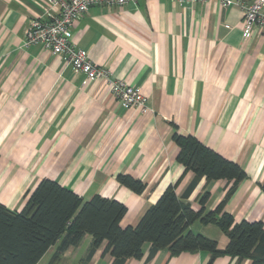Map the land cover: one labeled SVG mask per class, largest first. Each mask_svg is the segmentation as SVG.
Returning a JSON list of instances; mask_svg holds the SVG:
<instances>
[{"label":"crops","instance_id":"1","mask_svg":"<svg viewBox=\"0 0 264 264\" xmlns=\"http://www.w3.org/2000/svg\"><path fill=\"white\" fill-rule=\"evenodd\" d=\"M249 4L254 0H239ZM45 0H0V204L20 211L42 179L88 201L95 195L127 207L121 228L135 227L168 186L191 209L209 193L205 211L221 201L225 182L198 180L176 162L174 133L191 135L238 164L245 178L224 211L235 222L264 224V28L248 39L237 6L215 0L178 3L138 0L120 8L93 6L72 27L77 49L112 77L141 89L147 109L123 108L104 81H86L40 45L24 47L25 31ZM130 175L146 185L134 194L117 181ZM223 249L213 224L189 227ZM92 237L63 251L54 264H112L103 242L87 258ZM58 243L37 264H50ZM124 264H208L207 252L171 257L160 250ZM210 264H250L221 256Z\"/></svg>","mask_w":264,"mask_h":264},{"label":"trees","instance_id":"2","mask_svg":"<svg viewBox=\"0 0 264 264\" xmlns=\"http://www.w3.org/2000/svg\"><path fill=\"white\" fill-rule=\"evenodd\" d=\"M172 140L178 147L176 162L194 174L182 199L189 197L201 178L225 182L223 197L212 211H205L208 192L199 198V209L193 210L177 197L175 186H168L135 227L121 228L119 224L127 211L121 202L99 195L83 201L57 182L42 179L27 193L20 211H11L0 204V264H37L58 243L50 261L54 264L63 251L79 245L86 234L92 237L87 258L105 242L103 255L109 254L112 264L140 259L144 244L150 245L147 262L166 249L171 257L207 252L208 264L221 256L264 264V224L235 222L224 211L227 201L245 178L244 170L191 135L174 133ZM117 181L134 194H142L146 189L143 182L130 175L120 174ZM260 187L264 192V184ZM195 221L217 226L227 238L225 247L220 249L214 240L193 234L189 227Z\"/></svg>","mask_w":264,"mask_h":264},{"label":"built area","instance_id":"3","mask_svg":"<svg viewBox=\"0 0 264 264\" xmlns=\"http://www.w3.org/2000/svg\"><path fill=\"white\" fill-rule=\"evenodd\" d=\"M138 0H45L25 31L24 47L40 45L54 55L61 56L86 81H104L115 101L123 108L147 109V98L138 87L112 77L108 69L96 66L86 52L76 48L72 27L93 6L122 7ZM178 3L208 2L211 0H175ZM220 8L237 6L242 12L241 30L248 39L255 28H264V0L246 4L239 0H215Z\"/></svg>","mask_w":264,"mask_h":264}]
</instances>
